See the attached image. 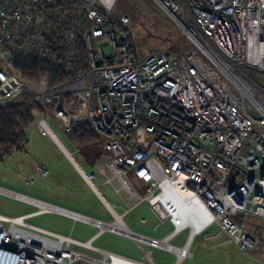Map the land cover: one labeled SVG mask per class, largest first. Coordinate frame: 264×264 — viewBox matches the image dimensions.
Masks as SVG:
<instances>
[{
	"label": "built area",
	"instance_id": "obj_1",
	"mask_svg": "<svg viewBox=\"0 0 264 264\" xmlns=\"http://www.w3.org/2000/svg\"><path fill=\"white\" fill-rule=\"evenodd\" d=\"M154 2L177 20L186 48L142 57L130 17L115 12L117 0H0V106L29 101L39 107L38 133L69 160L55 143H62L56 129L67 139L87 123L99 137L95 169L84 171L67 151L111 215L106 221L0 186V195L34 208L0 214V264H156L154 249L181 262L194 239L212 228L207 240L224 236L264 264V242L249 229L252 220L264 225V85L247 72L264 73V0ZM15 53L53 58L65 78L56 73L54 84L47 76L24 78ZM99 178L113 188L124 214L102 195ZM134 182L145 195L130 187ZM167 191L198 208L196 227L178 222ZM144 201L158 218L152 230L171 224L163 236L124 222ZM46 214L95 233L81 241L27 222ZM186 231L183 245L172 244ZM107 233L133 241L142 258L95 246Z\"/></svg>",
	"mask_w": 264,
	"mask_h": 264
},
{
	"label": "rangeland",
	"instance_id": "obj_2",
	"mask_svg": "<svg viewBox=\"0 0 264 264\" xmlns=\"http://www.w3.org/2000/svg\"><path fill=\"white\" fill-rule=\"evenodd\" d=\"M115 12L117 14H126L131 19L132 17L134 18L135 21H131V26L134 34L137 35L139 50L141 48L144 57L153 50H182L187 46L177 20L161 9L154 0H117ZM255 75L259 77L264 85V73H256ZM34 116L35 122L26 131L28 141L26 149L0 162V182H5L6 180L10 183L15 182L17 187L28 195L37 197L39 192L44 193L46 191L54 199L57 197L76 204H79L78 202H80L82 195L87 196L93 216L106 221L111 220V215L104 204L100 202L97 196H94V192L79 178L77 170L70 161L71 159L69 160L50 140L38 133L36 121L40 116L37 112L34 113ZM55 133L84 171L90 172L91 169L83 163L80 157V151L77 152L73 148L59 129H56ZM99 146L97 143L93 147L91 150L92 155L99 153ZM39 167H44L49 171L47 177L41 176ZM95 183L111 204L116 206L123 204L112 187L103 185L101 180H96ZM129 185L136 192L145 195L144 186L141 183L134 182ZM3 186L7 188L6 185ZM14 191L16 190L14 189ZM128 203L130 204L129 201ZM33 210V207L0 195L1 215L16 217ZM117 212L124 214L119 207H117ZM142 218L147 219L149 223L142 224L140 221ZM123 220L133 231L144 234H146L147 230H151L154 223H158V218L152 213L146 201L135 207L129 214L124 215ZM27 222L60 234H71L72 237L81 241L88 240L95 233L94 228L90 226L78 222L74 223L56 214L33 217L28 219ZM170 229L171 224L166 222L161 225V232L153 234V236L161 237ZM249 229L264 242V225L260 221L252 220L249 223ZM216 230L215 228L210 229L208 235H214ZM187 235V231L182 233L172 241V244L183 245ZM197 239L201 238L197 237ZM209 242L227 244L224 236ZM94 244L128 258L140 259V253L134 246L135 243L133 244L131 241L111 233L103 235ZM224 247L231 250L225 257L229 264H261L240 254L232 244H227ZM152 251L153 258L157 264H171L174 261L171 254H167L165 251L158 249ZM255 256H260L259 251Z\"/></svg>",
	"mask_w": 264,
	"mask_h": 264
},
{
	"label": "trees",
	"instance_id": "obj_3",
	"mask_svg": "<svg viewBox=\"0 0 264 264\" xmlns=\"http://www.w3.org/2000/svg\"><path fill=\"white\" fill-rule=\"evenodd\" d=\"M132 20L135 21L133 17L132 19L130 18V21ZM131 29L133 31L132 26ZM134 36L138 39L137 35L134 34ZM161 51L173 53L180 50H153L148 55ZM139 52L144 57L141 48ZM13 61L15 67L21 71L26 79L35 80L47 76L51 83L54 84L58 81L54 79L56 73H60L62 79L65 78L66 72L63 67H58L57 64H54L53 58H39L37 55L15 53ZM247 72L262 83L259 77H256V72ZM35 112L38 113V108L29 101H18L9 106H0V162L26 149L28 145L26 131L35 122ZM67 141L74 149L80 151L79 154L91 166L101 158V151L97 155H92L91 153L93 147L99 142V137L89 128L87 123L80 124L75 132L67 136Z\"/></svg>",
	"mask_w": 264,
	"mask_h": 264
},
{
	"label": "crops",
	"instance_id": "obj_4",
	"mask_svg": "<svg viewBox=\"0 0 264 264\" xmlns=\"http://www.w3.org/2000/svg\"><path fill=\"white\" fill-rule=\"evenodd\" d=\"M75 150L78 152L77 149H75ZM80 157H81L83 163L87 167H89L91 169V171H93L95 169V166H94L95 164L93 166H91L90 164H88L84 160V158L81 155H80ZM71 161L74 164L76 162L74 159L71 160ZM41 168H43V167H41ZM75 169H76V167H75ZM39 170H40V167H39ZM77 174H78L79 178L82 180V182L87 185V183L84 181V179L82 178V176L80 175V173H79L78 170H77ZM2 180H4V179H2ZM97 180H101V182L103 183V185H105V183H104V181H103L102 178H99ZM0 184H2V185H0L1 187H4L3 185H6L7 186V189H11L12 188L13 191L15 189L16 192H19V193H23V194L28 195L27 193H24L22 190H20V188L17 187V184L15 182L10 183V182H8L6 180L5 182L4 181L3 182H0ZM29 196L34 197V198H37V199H41V200H44V201H47V202H50V203H53L55 205H58V206H61V207H64V208H67V209H70V210H74V211H77V212H80V213H83V214H87V215L93 216V214H92V212H91V210L89 208L90 205H89L88 197L87 196L85 197L84 195H82L80 202H78L79 204L70 203V202H67L66 200H62V199L57 198V197L54 199V198H52L51 194H49L46 191H44V193L39 192V194H38L37 197L32 196V195H29ZM94 196H97V195L95 194ZM97 198L99 199L98 196H97ZM17 202H19V201H17ZM100 202L102 203L101 200H100ZM107 202L110 203L108 200H107ZM20 203H22V202H20ZM23 204H25V203H23ZM25 205H27V204H25ZM28 206H30V205H28ZM30 207H32V206H30ZM117 207H119L120 209L123 210L122 204H121V206H117ZM26 214H28V213H25V214H22V215H26ZM19 216H21V215H19ZM158 232H161V231H154L151 228L150 231L149 230L146 231V234L147 235H150V236H153V234H156ZM207 235H208V232L204 233L203 235L197 236V237H199L201 239H197L196 240L197 237L194 239V241H193V243H192V245L190 247V250H189V252H190L189 256L187 258H185L181 262H177V257H176L175 254H172V253H168L167 252V254H171V256L174 258V261L171 264H229L228 260L225 258L231 252V250H229L226 247H224V246H227V244H224L223 245L222 242H220V243H210L209 241H211V240H207L206 239V236ZM154 237H156V236H154ZM127 240L128 241H131L129 239H127ZM131 242L134 244L133 241H131ZM134 246H135L136 250L140 253V259H141L142 258V252H141V250L135 244H134ZM155 263H156V261H155Z\"/></svg>",
	"mask_w": 264,
	"mask_h": 264
},
{
	"label": "bare ground",
	"instance_id": "obj_5",
	"mask_svg": "<svg viewBox=\"0 0 264 264\" xmlns=\"http://www.w3.org/2000/svg\"><path fill=\"white\" fill-rule=\"evenodd\" d=\"M55 143L71 159L69 152L67 151L66 148H64L62 143L57 140H55ZM166 196L168 202L170 203L171 211L174 213L179 223L185 222L186 220L188 221L190 220L193 222L194 227H196L199 224L200 222L198 219L199 210L198 208H196V206L188 204V202L185 199L169 191L166 192ZM193 233L191 235V238L193 236Z\"/></svg>",
	"mask_w": 264,
	"mask_h": 264
},
{
	"label": "water",
	"instance_id": "obj_6",
	"mask_svg": "<svg viewBox=\"0 0 264 264\" xmlns=\"http://www.w3.org/2000/svg\"><path fill=\"white\" fill-rule=\"evenodd\" d=\"M8 58H10V55H8Z\"/></svg>",
	"mask_w": 264,
	"mask_h": 264
}]
</instances>
